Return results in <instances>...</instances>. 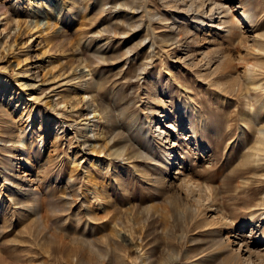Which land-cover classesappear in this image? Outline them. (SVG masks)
Returning a JSON list of instances; mask_svg holds the SVG:
<instances>
[{"label": "rangeland", "instance_id": "1", "mask_svg": "<svg viewBox=\"0 0 264 264\" xmlns=\"http://www.w3.org/2000/svg\"><path fill=\"white\" fill-rule=\"evenodd\" d=\"M1 5L0 264H264V0Z\"/></svg>", "mask_w": 264, "mask_h": 264}, {"label": "bare ground", "instance_id": "2", "mask_svg": "<svg viewBox=\"0 0 264 264\" xmlns=\"http://www.w3.org/2000/svg\"><path fill=\"white\" fill-rule=\"evenodd\" d=\"M49 4V6H51V4L50 3H48ZM213 5H217V3L216 4H213ZM215 6H212L211 7V9H210V12H212V13H214L213 11H214V7ZM217 6H219V4L217 5ZM1 11H2V9H3V5H1ZM191 9V8H190ZM221 13H223L224 15H227L228 14V12H230V10L228 9V8H226L225 6H224V4L221 6ZM191 11V10H190ZM211 13V14H212ZM201 14L199 13V12H196V13H193V17L194 18H196V19H199V16H200ZM223 15V16H224ZM240 16H241V18L240 19H242L241 21H243V20H245V21H243V22H245V23H249V22H251V14H250V12H249V10H248V8H246L245 10H243V12H241V14H240ZM253 16V15H252ZM211 18H213L212 16H211ZM201 19V18H200ZM221 24H222V26H224V29H225V32H227L228 34H232L233 33V31H234V29L236 28V27H239V24H237V22H236V20L233 18V19H227V18H224L222 21H221ZM224 24V25H223ZM233 35V34H232ZM257 38H255V40H256ZM264 42V41H263ZM256 48H257V46H254L253 47V53H255L256 52ZM225 61V56L224 55H220L219 57H218V60H217V65L214 67V68H212V69H210L209 70V72H208V76H211V77H213V76H215V75H217V73H218V71H219V68H220V66L223 64V62ZM195 65V64H194ZM197 66V65H196ZM249 67H252L251 66V64H250V66ZM248 71H251V69H249ZM204 74V73H203ZM249 79V78H248ZM251 83H258V81H256V82H254V81H251ZM88 84V87H89V89L91 90V92H89L90 93V100H87V101H85L83 98H81V101H85V103H86V105H87V107H92L93 106V104H95L96 103V101H97V94H96V86H97V83L94 81V80H92V81H90V82H88L87 83ZM258 87H260V88H264V84L263 83H258ZM88 87H86V89L88 88ZM95 107H98L99 109H101L102 107L100 106V103H96V106ZM111 114V113H110ZM157 115H158V113H156ZM84 115H88V111H86L85 113H84ZM83 115V116H84ZM107 116V115H106ZM250 116H251V114H250ZM249 116V117H250ZM247 119V118H246ZM91 121V120H90ZM194 121V120H193ZM247 121V120H246ZM247 122H250V119H248V121ZM264 122V121H263ZM192 123V121L190 120V124ZM251 123V122H250ZM249 123V124H250ZM172 125V124H171ZM170 125V126H171ZM176 127V126H175ZM190 128H192V132H194V129H193V127H192V124L190 125ZM138 130H140L142 133H143V135H145L146 137H147V139L149 140V139H152V140H154V139H156L157 141H159L160 143L162 142V145H160L161 146V148L163 149V146H165V143H164V140L162 141V136H163V134H164V132L163 131H161L162 130V127H159V126H157V128L154 130V133L152 132V133H150V132H147V133H144V128L143 127H140ZM140 132V133H141ZM256 139H255V144L254 145H251V146H249L248 145V143H246V145L245 146H248L249 147V149L251 150V152L250 153H248L246 156H247V158L249 157V159L251 158V160L253 161V162H261L262 160H264V124L262 125V126H260V127H258L257 128V130H256ZM142 135V134H141ZM195 136V135H194ZM150 141V140H149ZM244 143V144H245ZM174 145V144H173ZM245 146H243V148H245ZM122 152V151H121ZM121 152H119L120 154H121ZM123 153V152H122ZM170 159V158H169ZM184 160V159H183ZM166 165V164H165ZM168 167V166H167ZM183 173V176H182V178H181V184H180V187L181 188H183L184 190H186V191H188V193H190L191 194V196H196V199H195V201H196V203L197 204H193L192 205V210L196 213V214H198V215H200V208H201V206H200V203H201V198H207V194L205 193V189L203 188V186H200L199 184H195L192 180H191V178H190V176H189V174H184L185 172H182ZM193 197V198H194ZM246 251L248 252V254H249V256H251L254 252H252V251H250L248 248L246 249ZM254 255H256L257 257H261L262 256V253L260 254V253H254ZM248 256V257H249ZM240 257V255L239 254H236V258L238 259Z\"/></svg>", "mask_w": 264, "mask_h": 264}]
</instances>
